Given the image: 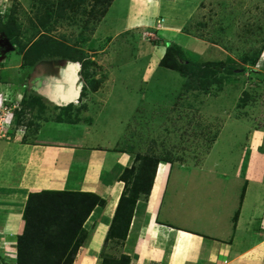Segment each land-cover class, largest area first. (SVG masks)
Segmentation results:
<instances>
[{
	"label": "rangeland",
	"instance_id": "374dc122",
	"mask_svg": "<svg viewBox=\"0 0 264 264\" xmlns=\"http://www.w3.org/2000/svg\"><path fill=\"white\" fill-rule=\"evenodd\" d=\"M59 1L0 0V27L12 14L19 29L13 32L20 42L14 44L0 34L13 46L8 50L0 45V80L19 83L9 90L28 103L40 98L41 103L26 110L32 119L31 132L37 131L41 117L53 110L49 118L64 122L63 129L70 124L69 129L78 137L86 135L89 144L120 148L129 153L133 164L139 163L135 160L138 153L160 155L158 166L163 171L159 177L163 180L153 190L155 201L170 167L180 169L183 164L193 169L207 162L204 167L213 173L216 158L226 155L243 162L247 150L262 140L264 0H153L152 23L141 20L150 17L140 9L141 0H113L103 17L89 15L92 0H81L77 12L67 9L64 14L58 12ZM161 1H165L162 13L158 8ZM168 44L181 45V60L193 62L196 72L205 68L197 72V80L189 82L187 76L160 66ZM75 62H79L78 80L74 81L78 96L55 105L57 109L49 105L42 111L46 91H39L34 82L45 75L52 89L56 80H62L57 91L62 90L63 70ZM211 69L217 76L210 73L205 78L204 72ZM207 81L213 82L207 87ZM16 128L14 125L8 131ZM168 152L171 161L164 157ZM98 213L85 221L88 235L73 264H85L89 254L91 260L96 259L91 264H102L103 252L127 254L130 264L134 263L138 257L134 245L142 235L139 219H133L127 238L118 242L107 240L112 219L104 221L107 230H103ZM135 213L145 215L144 208L137 205ZM101 235H105L103 249H98L101 252L97 246L89 248Z\"/></svg>",
	"mask_w": 264,
	"mask_h": 264
},
{
	"label": "crops",
	"instance_id": "0c3cea01",
	"mask_svg": "<svg viewBox=\"0 0 264 264\" xmlns=\"http://www.w3.org/2000/svg\"><path fill=\"white\" fill-rule=\"evenodd\" d=\"M140 2V9L150 14L141 20L152 23L155 2ZM164 2L158 3L160 13L165 11ZM68 68L62 73V90L57 91L62 80H56L52 89L45 75L34 82L39 91H46L42 99L46 109L63 105L56 99L57 93L70 89L65 80ZM7 79L0 80L1 87L11 89L19 84ZM63 123L43 119L34 133L13 129L11 137H0V264H16L17 237L24 229V209L31 192L52 189L97 193L105 199V205L97 206L90 216L99 211L97 220L103 230H107L104 221L114 215L125 186L120 177L133 165L129 153L104 145L91 146L84 139L86 135L78 137L69 129L70 124L63 129ZM245 155L243 162L219 156L213 163V173L204 167L207 162L193 169L183 164L180 169L170 167L155 201L156 176L148 201H142L144 207L138 204L145 215L135 213L133 217L139 219L138 228L144 237L137 236L134 255L138 257L131 264H264V131L259 144L251 146ZM197 172L202 175L197 176ZM133 224L134 220L130 230ZM104 244L105 235H101L88 247L97 246L99 251ZM91 255L85 257V264L96 260H91Z\"/></svg>",
	"mask_w": 264,
	"mask_h": 264
},
{
	"label": "trees",
	"instance_id": "16d2710c",
	"mask_svg": "<svg viewBox=\"0 0 264 264\" xmlns=\"http://www.w3.org/2000/svg\"><path fill=\"white\" fill-rule=\"evenodd\" d=\"M112 2L113 0H92L89 15L105 16ZM80 3L81 0H60L58 12L64 14L67 9L77 12ZM13 30L19 32L16 18L11 14L9 22L0 27V34L6 35L14 44L20 43ZM183 57L184 48L181 45L168 44L160 66L187 76L189 82L197 80L200 77L197 72H203L205 68L199 67L196 72L194 63L182 61ZM207 65L210 66V63ZM215 71L211 69L210 72H204V77L208 78L210 73L216 77ZM212 82L207 81L204 86L208 87ZM32 100L28 103L23 99L21 109L16 110L15 125H26L25 133L31 130L29 125L32 120L26 115L27 107L30 105L33 108L35 103H41L40 98L34 97ZM40 106L42 111L46 109L44 104ZM41 118L51 119L49 116ZM164 157L171 161L172 153L168 152ZM161 158L160 155L149 152L138 153L135 160L139 163L134 162L122 173L120 178L125 186L117 203L107 240L120 242L127 238L138 202H147L149 199ZM104 205V198L89 191L45 189L31 192L24 209V229L17 237L16 264H73L88 235L85 221L97 206ZM102 255V264H130L131 261L127 254L114 256L103 252Z\"/></svg>",
	"mask_w": 264,
	"mask_h": 264
},
{
	"label": "built area",
	"instance_id": "2783aa9c",
	"mask_svg": "<svg viewBox=\"0 0 264 264\" xmlns=\"http://www.w3.org/2000/svg\"><path fill=\"white\" fill-rule=\"evenodd\" d=\"M22 99V95H13L9 88L0 86V137H11L8 130L15 125L16 110L21 109ZM26 128L23 124L16 129L24 133Z\"/></svg>",
	"mask_w": 264,
	"mask_h": 264
},
{
	"label": "bare ground",
	"instance_id": "6f19581e",
	"mask_svg": "<svg viewBox=\"0 0 264 264\" xmlns=\"http://www.w3.org/2000/svg\"><path fill=\"white\" fill-rule=\"evenodd\" d=\"M77 64V63H76ZM75 63L74 64H71L67 70V75H65V80L67 81L66 83H68L70 85V89L68 92H66L65 90L62 91L61 93H57V99L59 102H70L73 98H75V96H78V93L76 91V87L74 85V81L77 79V72H76V68H77V65ZM61 83H64V82H61ZM65 84V83H64ZM64 87L62 86V89ZM79 91V89H77ZM162 168L159 169V174L156 178V185H155V188L157 189L158 187V183L160 181V177L161 174H162ZM157 192V190H155Z\"/></svg>",
	"mask_w": 264,
	"mask_h": 264
},
{
	"label": "water",
	"instance_id": "95a60500",
	"mask_svg": "<svg viewBox=\"0 0 264 264\" xmlns=\"http://www.w3.org/2000/svg\"><path fill=\"white\" fill-rule=\"evenodd\" d=\"M0 45L8 46V47H6L8 50L12 49V47H13L7 37L6 38L0 37ZM71 64H74V63H71ZM71 64H69V66Z\"/></svg>",
	"mask_w": 264,
	"mask_h": 264
},
{
	"label": "clouds",
	"instance_id": "9594fccd",
	"mask_svg": "<svg viewBox=\"0 0 264 264\" xmlns=\"http://www.w3.org/2000/svg\"><path fill=\"white\" fill-rule=\"evenodd\" d=\"M76 63H78V64H79V62H75V64H76ZM80 68H81V65H80ZM22 100H23V99H22ZM65 103H67V102H65ZM62 104H64V103H62ZM158 168H159V166H158ZM157 171H158V169H157Z\"/></svg>",
	"mask_w": 264,
	"mask_h": 264
}]
</instances>
